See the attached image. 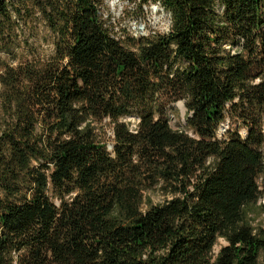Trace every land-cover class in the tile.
<instances>
[{"label":"trees","instance_id":"trees-1","mask_svg":"<svg viewBox=\"0 0 264 264\" xmlns=\"http://www.w3.org/2000/svg\"><path fill=\"white\" fill-rule=\"evenodd\" d=\"M156 1L133 36L103 0H0V264H260L264 0ZM38 20L51 53L18 57Z\"/></svg>","mask_w":264,"mask_h":264},{"label":"rangeland","instance_id":"rangeland-1","mask_svg":"<svg viewBox=\"0 0 264 264\" xmlns=\"http://www.w3.org/2000/svg\"><path fill=\"white\" fill-rule=\"evenodd\" d=\"M101 14L118 35L143 36L154 32L163 33L169 29L170 25V13L156 0H103ZM18 33L21 46L17 50L18 57H32L33 55L30 54L32 52L36 56L51 53V33L42 20L21 25ZM12 62H16V60ZM182 102L178 101L174 105L173 109L178 111L177 115L169 111V118L174 128L183 126L185 123L186 109ZM226 128L227 124L222 125L220 132H224ZM105 132L107 136L111 133L108 127L105 128ZM241 133H245L244 129L241 130ZM262 192L264 193V189ZM153 199L157 202L161 201L162 197L156 194ZM258 205H264V194L258 200ZM253 225L264 227V211H258ZM224 244L225 241L219 239L214 247V252H217ZM260 264H264V255L260 258Z\"/></svg>","mask_w":264,"mask_h":264},{"label":"water","instance_id":"water-1","mask_svg":"<svg viewBox=\"0 0 264 264\" xmlns=\"http://www.w3.org/2000/svg\"><path fill=\"white\" fill-rule=\"evenodd\" d=\"M182 104H184V103L182 102Z\"/></svg>","mask_w":264,"mask_h":264},{"label":"bare ground","instance_id":"bare-ground-1","mask_svg":"<svg viewBox=\"0 0 264 264\" xmlns=\"http://www.w3.org/2000/svg\"><path fill=\"white\" fill-rule=\"evenodd\" d=\"M181 104V103H180Z\"/></svg>","mask_w":264,"mask_h":264}]
</instances>
